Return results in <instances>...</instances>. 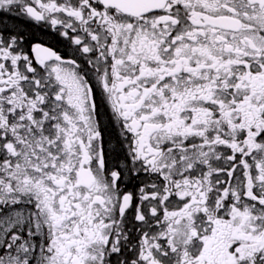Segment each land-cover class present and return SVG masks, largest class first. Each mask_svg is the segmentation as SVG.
<instances>
[{
	"label": "snow or ice",
	"instance_id": "obj_1",
	"mask_svg": "<svg viewBox=\"0 0 264 264\" xmlns=\"http://www.w3.org/2000/svg\"><path fill=\"white\" fill-rule=\"evenodd\" d=\"M0 264H264V0H0Z\"/></svg>",
	"mask_w": 264,
	"mask_h": 264
}]
</instances>
